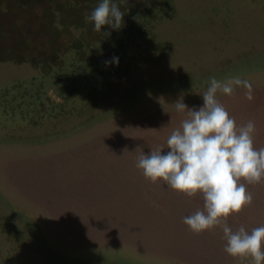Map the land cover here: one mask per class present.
<instances>
[{"label":"rangeland","instance_id":"1","mask_svg":"<svg viewBox=\"0 0 264 264\" xmlns=\"http://www.w3.org/2000/svg\"><path fill=\"white\" fill-rule=\"evenodd\" d=\"M100 2L0 0V264H251L222 225L184 223L202 193L153 183L137 158L170 150L188 118L175 103L198 109L211 77L251 83V100L217 99L264 147V0H113L121 27L97 32ZM241 182L253 201L227 223L251 232L264 180Z\"/></svg>","mask_w":264,"mask_h":264},{"label":"clouds","instance_id":"2","mask_svg":"<svg viewBox=\"0 0 264 264\" xmlns=\"http://www.w3.org/2000/svg\"><path fill=\"white\" fill-rule=\"evenodd\" d=\"M124 13L113 0H101L86 20L94 23L97 32L109 25L120 28ZM118 63V58H115ZM234 86L247 89L245 95L251 100L252 85L239 77L227 82L210 78L209 86L202 93L203 105L189 108L177 101L178 112L187 110L181 127L172 131L167 139L165 154L160 146L143 151L137 158V167L152 182L160 179L169 187L191 197L203 194L204 210L184 217V223L199 234L222 225L227 241L225 251L234 258H251V264L264 262V226L247 231L241 225L233 231L227 218L250 205L253 196L248 185L264 180V147L254 146L255 122L249 120L237 125L234 117L217 99V93L232 95Z\"/></svg>","mask_w":264,"mask_h":264},{"label":"bare ground","instance_id":"3","mask_svg":"<svg viewBox=\"0 0 264 264\" xmlns=\"http://www.w3.org/2000/svg\"><path fill=\"white\" fill-rule=\"evenodd\" d=\"M103 168H104V167H103ZM139 171H141V170H139ZM141 173H142V171H141ZM101 175H103V174H101ZM138 175H139V174H138ZM113 177H114V175H113ZM134 177H135V176H134ZM109 179H110V178H109ZM145 179H146V178H145ZM132 180H133V179H132ZM132 180H131V181H132ZM140 180H141V179H140ZM102 182H103V181H102ZM111 182H112V181H111ZM146 182H147V181H146ZM149 182H151V181H149ZM156 182H157V181H156ZM133 183H134V182H133ZM153 183H154V182H153ZM153 183H152V184H153ZM98 184H99V183H98ZM158 184H159V183H158ZM102 185H103V184H102ZM143 188H144V187H143ZM145 188H146V187H145ZM159 188H160V187H159ZM138 189H139V188H138ZM164 192H165V191H164ZM109 193H110V192H109ZM143 198H144V197H143ZM243 209H244V208H243ZM169 212H170V211H169ZM140 213H141V212H140ZM259 214H260V213H259ZM144 220H145V219H144ZM178 222H179V221H178ZM185 228H186V227H185ZM93 230H94V229H93ZM95 231H96V230H95ZM95 231H94V232H95ZM171 231H173V230H171ZM188 231H189V230H188ZM94 232H93V233H94ZM169 232H170V231H169ZM170 233H171V232H170ZM146 234H149V235H150V233H146ZM95 235H96V233H95ZM141 238H143V237H141ZM150 238H152V237H150ZM152 239H154V238H152ZM135 245H136V244H135ZM142 247H143V246H142ZM149 247H150V245H149ZM129 248H130V247H129ZM151 248H152V247H151ZM147 249H148V248H147ZM166 251H167V250H166ZM143 253H144V252H143ZM200 256H201V255H200Z\"/></svg>","mask_w":264,"mask_h":264}]
</instances>
